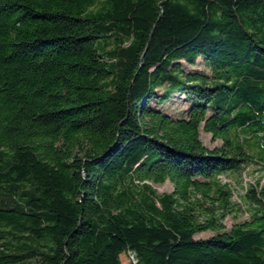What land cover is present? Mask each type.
<instances>
[{"label": "trees", "instance_id": "obj_1", "mask_svg": "<svg viewBox=\"0 0 264 264\" xmlns=\"http://www.w3.org/2000/svg\"><path fill=\"white\" fill-rule=\"evenodd\" d=\"M263 179L264 0H0V264H264Z\"/></svg>", "mask_w": 264, "mask_h": 264}, {"label": "rangeland", "instance_id": "obj_2", "mask_svg": "<svg viewBox=\"0 0 264 264\" xmlns=\"http://www.w3.org/2000/svg\"><path fill=\"white\" fill-rule=\"evenodd\" d=\"M184 99H185V96H182L181 100H180V103H184ZM203 137L205 139V141L210 145V146H213L214 144L212 143L211 141V135L210 134H206V133H203ZM256 177L258 176V172H256ZM245 181H249L250 179L251 180H255V177L253 175H249L248 174L245 176ZM264 182V179L262 181V183ZM154 187H156L158 189L159 192H164V191H171L173 189V184L169 181L165 182L164 184H158V185H154ZM245 191V188L243 186H241L240 184H237L236 183V189H235V193H234V196H233V199L235 201H241V195L244 193ZM242 205L245 209L248 208V206L246 204H244L242 202ZM237 206H235L232 210V212L228 213L224 222L225 224L227 225V227H231L235 222H238L242 219H245L248 217V215L246 213H243V212H240L238 211V209H236ZM212 234L211 231H207V232H203V233H200L196 236L198 237H205V236H210ZM122 264H136L134 259L131 257V253H126V254H123L122 255Z\"/></svg>", "mask_w": 264, "mask_h": 264}]
</instances>
